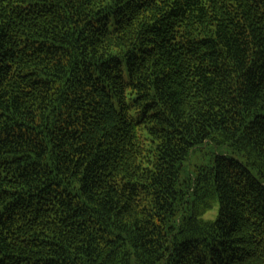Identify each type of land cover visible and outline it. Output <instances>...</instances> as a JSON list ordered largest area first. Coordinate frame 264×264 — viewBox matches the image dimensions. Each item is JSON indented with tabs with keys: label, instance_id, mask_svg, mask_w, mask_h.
<instances>
[{
	"label": "trees",
	"instance_id": "trees-1",
	"mask_svg": "<svg viewBox=\"0 0 264 264\" xmlns=\"http://www.w3.org/2000/svg\"><path fill=\"white\" fill-rule=\"evenodd\" d=\"M0 264H264V0H0Z\"/></svg>",
	"mask_w": 264,
	"mask_h": 264
},
{
	"label": "rangeland",
	"instance_id": "rangeland-1",
	"mask_svg": "<svg viewBox=\"0 0 264 264\" xmlns=\"http://www.w3.org/2000/svg\"><path fill=\"white\" fill-rule=\"evenodd\" d=\"M124 77H125V79L128 81L129 80V72H128V68H127V66H125V69H124ZM194 162H195V160H194ZM216 210L215 211H213V212H209L208 214H206L205 215V217L206 218H214L213 216L216 214Z\"/></svg>",
	"mask_w": 264,
	"mask_h": 264
}]
</instances>
